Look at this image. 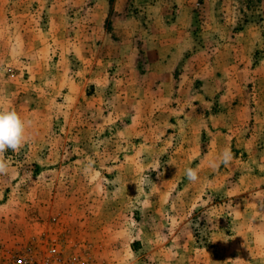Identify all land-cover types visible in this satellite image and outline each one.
Listing matches in <instances>:
<instances>
[{"label": "rangeland", "instance_id": "obj_1", "mask_svg": "<svg viewBox=\"0 0 264 264\" xmlns=\"http://www.w3.org/2000/svg\"><path fill=\"white\" fill-rule=\"evenodd\" d=\"M0 107V263L264 264V0H0Z\"/></svg>", "mask_w": 264, "mask_h": 264}, {"label": "clouds", "instance_id": "obj_2", "mask_svg": "<svg viewBox=\"0 0 264 264\" xmlns=\"http://www.w3.org/2000/svg\"><path fill=\"white\" fill-rule=\"evenodd\" d=\"M30 126L31 121H26L17 111L0 107V175H6L9 168L5 152L9 149L18 151L23 147L29 138ZM229 159L230 152L225 150L221 162L227 164ZM186 176L192 182L198 179L197 171L193 168L186 169Z\"/></svg>", "mask_w": 264, "mask_h": 264}, {"label": "built area", "instance_id": "obj_3", "mask_svg": "<svg viewBox=\"0 0 264 264\" xmlns=\"http://www.w3.org/2000/svg\"><path fill=\"white\" fill-rule=\"evenodd\" d=\"M58 255L57 246L52 244L49 248L48 256L42 262L35 261L33 257L27 253H21L13 258L6 257V261L0 264H52V260L57 258Z\"/></svg>", "mask_w": 264, "mask_h": 264}]
</instances>
